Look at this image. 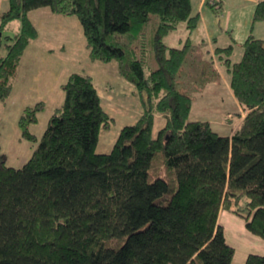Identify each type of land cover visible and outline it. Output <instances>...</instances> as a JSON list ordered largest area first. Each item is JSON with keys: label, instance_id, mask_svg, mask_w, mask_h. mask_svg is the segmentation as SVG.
I'll list each match as a JSON object with an SVG mask.
<instances>
[{"label": "trees", "instance_id": "16d2710c", "mask_svg": "<svg viewBox=\"0 0 264 264\" xmlns=\"http://www.w3.org/2000/svg\"><path fill=\"white\" fill-rule=\"evenodd\" d=\"M39 8L78 19L91 59L116 63L142 113L120 129L108 153H97L99 134L114 119L87 74L72 73L61 85L62 104L40 137L29 126L44 104L22 110L19 138L34 147L19 168L7 166L0 150V264H233L220 211L264 241V39L248 35L237 62L231 45L213 50L245 112L222 136L208 121H188L193 97L177 78L190 43L162 42L181 23L196 28L190 0H8L0 15V102L38 37L28 13ZM151 15L157 23L149 27ZM11 21L18 31L3 36ZM262 21L259 0L250 29ZM133 31L140 36L133 46L108 42ZM203 67L207 83L214 77L205 78ZM156 115L165 123L153 137ZM243 264H264V256L249 254Z\"/></svg>", "mask_w": 264, "mask_h": 264}, {"label": "rangeland", "instance_id": "374dc122", "mask_svg": "<svg viewBox=\"0 0 264 264\" xmlns=\"http://www.w3.org/2000/svg\"><path fill=\"white\" fill-rule=\"evenodd\" d=\"M221 1L222 11H219V8L218 10H212L204 5L202 13L205 16L211 38H215L218 46L231 44L229 36L231 29L234 30V33L231 34L234 40L230 60L237 62L241 58V44L246 37L248 25L245 21L248 16V8L238 10L236 0ZM190 2L192 13L194 14L197 10L198 0H190ZM225 12L231 13L229 30H224L223 28L227 17ZM35 14H32L31 17L39 29V36L38 41L32 44L34 51L42 50L47 52L55 50V53L51 55V69L55 71H60L63 68L64 72L82 73L91 76L92 82L100 96L103 109L114 119L109 129L100 132L99 141L104 140V142H107L109 140L114 143L113 141H115L120 129L123 126L132 124L137 119L135 117L139 114L138 108L140 109V105H138V98L135 97L136 92L134 89H130V84L120 77L115 62L102 63L89 59L88 51L85 47V37L75 16H55L46 23L44 20L36 18ZM155 23H157V17L151 15L149 27L150 25H155ZM14 24H17V22H12L11 27ZM190 34L185 24L181 23L177 29L162 38V42L167 47L174 48H181L187 42V37L189 36L190 38L191 43L189 42L190 45L187 50L184 68L177 78V86L194 98L188 121H208L214 132L219 135H229L231 129L239 122V118L244 112L237 104V101L234 100L228 87V76L215 55L206 57L209 45L205 43V28L199 24ZM115 37L109 38L108 42L113 43L114 40L126 47H128V44L135 45L140 39V36L136 35L134 31L119 35L117 38ZM62 45L65 50L64 53L60 54L59 47ZM1 52H3V49ZM151 54V67L154 68L156 64ZM209 62L213 64L216 75L212 73V67ZM203 64L207 65L205 78L210 80L214 77L207 83H204V77L200 74L204 70ZM14 101L19 102L13 105ZM35 102L36 100L33 98L16 100V97L14 99L11 94L3 103H0V147L3 154L1 160H4L7 166L21 167L32 153L34 145L27 141H18L20 132L16 122L22 109L27 105L35 104ZM61 103L62 93L60 98L54 97V99L49 101V104H46V107L37 113V124L29 126V130L40 137L46 127L48 117L57 111ZM163 124L162 117L156 115L152 128L153 137L157 135ZM109 145L113 146V144ZM100 149L101 147L98 143L96 152L100 151ZM108 149L109 147H107V151ZM166 197L161 199L162 203H165ZM226 235L228 241L236 249L237 258L242 257L246 251H251V254L258 255V251L261 248H258L251 241L235 235L230 237L228 232ZM257 240L263 242L262 239ZM112 244L116 245L115 242H112Z\"/></svg>", "mask_w": 264, "mask_h": 264}, {"label": "crops", "instance_id": "0c3cea01", "mask_svg": "<svg viewBox=\"0 0 264 264\" xmlns=\"http://www.w3.org/2000/svg\"><path fill=\"white\" fill-rule=\"evenodd\" d=\"M258 1L259 0H236V4H237V9L238 10H242V8H248V16L246 17V21H245L246 24L248 25V27H247V32H246L245 39L250 34L254 38L264 39V21L257 22L255 24H253L252 28L250 29L252 15H253V10H254V7H255V5L257 4ZM212 4H217V6L219 7V11H222V6H221L222 5V1L221 0H198L197 10H196V14H198V16H199V21H198L197 25L200 24L201 26H203L205 28V39H206L205 43L207 45H209L208 46L209 49L207 51L206 57L213 55V50L216 47L224 48V47H227V46L231 45L232 46V52H233L232 43H233L234 38L231 37V34L234 33L233 29H231L232 31L230 33V36L228 35L230 40H231V44H228L226 46H218L217 45V41L215 40V38H211V35L209 33V30H208V26L206 24V19H205L204 14L202 13V10L204 8V5H206V6H208V7H210L212 9V7H211ZM7 8H8V0H0V15L4 11H6ZM212 10H214V9H212ZM34 13H36L35 14L36 18L42 19L46 23L49 22V20H52L53 17H55V16H62V15L53 14L48 8H39V9L31 10L28 13V17L34 23L35 26H36V24H35V22L33 21L32 17H31V15L34 14ZM225 13H227V17H226V23H225L223 28H224V30H229V28H230L229 23H230V20H231V13L230 12H225ZM12 22H17V24H14V26L11 27V23ZM36 28L38 30V36H39V29H38L37 26H36ZM18 29H19V22L18 21H11V22H9L6 25L2 35L3 36H5V35L6 36H13L18 31ZM190 33L191 32H189V34ZM37 41H38V37L35 40L31 41L29 43V45L27 46L26 50L24 51V54L21 57L20 63L18 65V68H17V71H16V76L13 79V82H12V91H11L10 95L12 94L14 99L16 97V100H23V99H26V98H33L34 100H36L35 104L38 103V102H41V103L44 104V107H46V104H49V101L54 99V97L60 98L61 93H62V101H63V96L64 95H63V92L61 90V85L68 79V77L72 73H68V71L64 72L63 68L60 71H55V70L51 69V64H52L51 55H53L55 53L54 52L55 50L47 51V52H44L42 50L41 51H34L35 49L32 46V44L37 42ZM186 41L190 42L189 36L187 37ZM64 50H65V47L63 45L59 47V51H60L59 53L60 54L64 53ZM88 55H89V52H88ZM89 59L91 61H97V60H92L90 55H89ZM129 87H131L130 89H134L132 84H130ZM96 91H97V89H96ZM231 94H232V92H231ZM135 97L138 98L137 95ZM193 100H194V98H193ZM234 100L236 101L235 98H234ZM138 101H139L138 105H140V109L138 108L139 114H138L137 117H135V119L138 118L141 115V113H142V106H141L139 98H138ZM18 102L19 101H14L13 105L17 104ZM0 103H3V102H0ZM192 103H193V101H192ZM237 104H238V102H237ZM27 106H32V105H27ZM21 107H22V105H21ZM239 107H240V105H239ZM244 115H245V112L239 118V122L231 129V132H230L229 135L225 134V135H222V136H230L231 133L233 132V130H235L239 126V124H240L241 120L243 119ZM158 116L162 117L161 115H158ZM49 117H48V119H49ZM162 119H163V121L165 123V119L163 117H162ZM17 122H18V120H17ZM34 124H37V122L34 123ZM34 124H32V125H34ZM17 128H18V125H17ZM18 131H19V128H18ZM19 136H20V134H19ZM18 141L21 142V141H25V140H20V138H18ZM98 143L100 144V147H101L100 151H97L99 153L100 152L101 153H103V152L104 153H108L111 150V148H112V145L108 146V144H113L109 140L107 142H104V140L103 141L102 140L99 141V139H98L96 150H97V147H98ZM107 147H109L108 151H107ZM0 150H1V147H0ZM218 224L223 228V232H224V237H225L226 243L228 245H230L231 247H233L234 250H235L234 251V256H233V264H243V262L245 261L246 257L249 254H251V251H246L245 254H243L242 257L237 258L236 257V249H235L234 245L231 244L228 241V239H227V235H226L227 232L229 233L230 237L235 235V236H239V237L245 238L248 241H251L253 244L258 246V248H261V249H259L260 251H258V255L264 256V241L260 242V240H257V239H260V238L257 237V236L252 235L245 228V223H244V221L241 218L235 216L234 214H232L230 212L220 211L219 216H218Z\"/></svg>", "mask_w": 264, "mask_h": 264}]
</instances>
